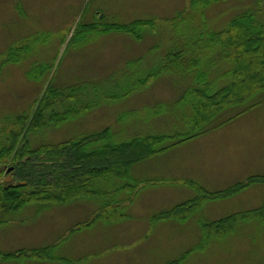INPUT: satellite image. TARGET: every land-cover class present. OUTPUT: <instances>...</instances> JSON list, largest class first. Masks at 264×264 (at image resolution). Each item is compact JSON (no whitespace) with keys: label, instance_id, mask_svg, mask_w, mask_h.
Returning a JSON list of instances; mask_svg holds the SVG:
<instances>
[{"label":"rangeland","instance_id":"obj_1","mask_svg":"<svg viewBox=\"0 0 264 264\" xmlns=\"http://www.w3.org/2000/svg\"><path fill=\"white\" fill-rule=\"evenodd\" d=\"M188 2L0 0V128L5 117L30 113L51 77L57 87L81 86L86 90L83 101L91 107L60 124L50 121L29 131L31 145L106 125L116 140L188 128L190 100L176 99L192 83L190 75L162 71L139 87L136 80L161 64L167 51L185 48L209 30L223 27L231 15L255 1H213L176 25L175 14ZM136 17L154 20L141 27L139 37L123 30L84 28L91 22ZM207 51L208 81L215 88L228 81L230 62L217 50ZM10 54L18 59H7ZM237 110L241 112L209 130L137 161L131 179L114 174L95 178L91 185L102 193L0 209L1 251L52 245L51 257L0 256V264H264V219H242L222 236L207 237L202 228L203 222L261 204L264 181L207 198L183 218L154 219L157 212L197 194L189 179L214 190L264 173V90L222 108L209 124ZM1 174L10 179L7 167ZM127 180L138 182L131 199L125 200L124 214L112 221H92L103 202L130 195L128 188L113 191Z\"/></svg>","mask_w":264,"mask_h":264},{"label":"trees","instance_id":"obj_2","mask_svg":"<svg viewBox=\"0 0 264 264\" xmlns=\"http://www.w3.org/2000/svg\"><path fill=\"white\" fill-rule=\"evenodd\" d=\"M213 1L217 0H189L187 8L175 14L174 23L177 25L194 18L195 11L203 12L202 9ZM254 1L251 8L240 9L231 15L223 27L209 30L206 36L192 40L185 48L167 51L161 64L136 80L135 86L139 87L162 71L190 75L192 83L176 99L177 103L190 100L192 113L190 125L186 129L170 133L134 134L116 140L110 126L106 125L78 136L31 145L29 131L43 127L50 121L60 124L83 114L91 107L89 101H83L86 90L81 89V86L74 84L57 87L53 85L51 77L32 111L5 117L6 124L0 128L3 136L0 140V209H17L31 201L60 202L81 195L102 193L91 185L95 178L107 174L130 178L131 166L137 161L203 133L241 112L237 110L223 120L209 124L222 108L248 101L264 90V0ZM153 23V18L136 17L126 22L100 25L91 22L90 28H84L85 31L123 30L139 37L141 27ZM13 47H10V51ZM207 50H217L223 59L230 62L228 81L215 88L208 81L207 59L211 54ZM7 59L16 60L18 56L12 57L10 54ZM10 165V177L13 180H5L1 173ZM255 181H264V173L251 174L245 180L214 190H207L189 179L188 182L196 188L197 194L157 212L154 219L183 218L200 207L205 199L231 195ZM137 182L127 180L117 185L113 191L128 188L130 195L103 202L94 213L92 221L96 218L112 221L121 217L125 200L131 199ZM254 216L264 219V200L258 206L236 210L203 222V233L207 237L222 236L240 220ZM51 248L52 245H44L21 247L15 251L0 250V256L51 257Z\"/></svg>","mask_w":264,"mask_h":264},{"label":"water","instance_id":"obj_3","mask_svg":"<svg viewBox=\"0 0 264 264\" xmlns=\"http://www.w3.org/2000/svg\"><path fill=\"white\" fill-rule=\"evenodd\" d=\"M11 167H12V165L8 166V167H7V169H8V170H10V169H11ZM4 179H6V180H7V178H6V177H5ZM10 179H11V180H13V177H10Z\"/></svg>","mask_w":264,"mask_h":264},{"label":"flooded vegetation","instance_id":"obj_4","mask_svg":"<svg viewBox=\"0 0 264 264\" xmlns=\"http://www.w3.org/2000/svg\"><path fill=\"white\" fill-rule=\"evenodd\" d=\"M10 171V170H9ZM9 180H11V179H9Z\"/></svg>","mask_w":264,"mask_h":264}]
</instances>
